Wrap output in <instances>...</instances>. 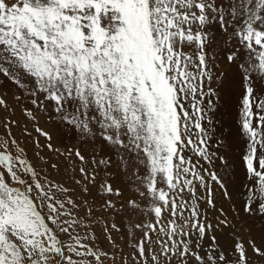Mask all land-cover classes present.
Segmentation results:
<instances>
[{
  "label": "snow or ice",
  "instance_id": "6c2138e0",
  "mask_svg": "<svg viewBox=\"0 0 264 264\" xmlns=\"http://www.w3.org/2000/svg\"><path fill=\"white\" fill-rule=\"evenodd\" d=\"M213 22L225 32L231 28L230 36L240 46L233 45L226 59L239 71L242 87V211L264 218V0H227L224 7L216 0H0V75L31 97L36 108L47 112L50 106V118L82 135L98 136L145 168L143 175L134 168L130 178L144 189L137 192L148 207L142 209L133 198L127 201L133 211L155 217V223L135 225L146 229L135 245L142 264L149 258L152 264L162 259L165 264L173 259L180 264L189 259L196 264L249 261L238 237L233 260L219 248L216 236H209L205 255L190 242L192 232L200 241L213 230L199 203L203 199L216 207L209 182L232 199L221 176L209 171L206 178L198 162L185 155L192 152L209 164L214 155L204 126L206 109L212 106L205 98L216 95L209 86L213 77L205 31ZM0 106H6L2 98ZM28 115L36 120L32 112ZM35 130L52 150L51 134ZM67 155L86 162L78 149L70 148ZM121 161L127 172L123 155ZM92 163L107 167L110 158ZM79 171L94 182V175L83 167ZM102 187L121 195L111 184ZM198 187L207 195L198 196ZM68 191L41 175L15 138H0V264H102V253L84 242L92 237L76 232L82 224L89 226L73 214L79 205L60 198ZM106 207L115 205L107 201ZM218 211L217 226L235 228L227 212ZM90 217L89 208L85 219ZM248 246L264 257L253 241Z\"/></svg>",
  "mask_w": 264,
  "mask_h": 264
},
{
  "label": "rangeland",
  "instance_id": "374dc122",
  "mask_svg": "<svg viewBox=\"0 0 264 264\" xmlns=\"http://www.w3.org/2000/svg\"><path fill=\"white\" fill-rule=\"evenodd\" d=\"M214 23H210L211 26H215ZM217 26L223 30L219 24ZM229 29L226 35L225 31H222L224 36L222 48L216 51L210 47L213 34L210 31L208 33L211 36H208L207 49L209 47L210 49L207 52L208 71L213 77L209 84L212 89L221 81V78L227 79L230 75L229 71L226 73L221 71L223 65L228 62L227 55L233 51L232 46L236 45V38L230 36L231 28ZM231 66L233 70H237L234 64ZM216 73H220L217 78L215 77ZM217 79L218 82H216ZM241 93L239 92L238 96H235L232 102L221 110L218 109L220 101L217 94L211 98H205L206 102L210 100L212 105L206 109L208 119L204 122L210 137L209 151L214 154L211 164L193 155L192 152L185 153L186 156L192 158L193 162H198L206 178L209 171L221 176L232 196L231 200L225 198L222 190L211 181L209 182L216 207H210L203 199L199 203L202 218L206 223L213 225V230L200 241H197L196 233L192 232L190 242L195 251L200 255H205L209 251L211 243L209 236H216L219 248L225 252L228 259L233 260L235 259L232 255L233 246L238 237L239 241L247 248L248 264H264V257L256 255L248 246L249 241H253L257 247L264 250V218L249 217L242 211L244 203L242 185L245 182V174L241 157L245 150V141L241 138L238 129ZM0 98L6 102V106H0V138H15L19 146L25 149L27 159L41 175L46 174L48 179L69 189L66 194H60V198L70 197L79 205V208L72 209L73 214L89 226L85 227L82 224L76 229V232L92 237L84 242L102 253L100 257L102 264H142L135 245L143 239L146 229H137L135 225L146 222L155 223V217L152 213L146 215L141 210L133 211L128 207L127 201L129 198H133L141 205L142 209L148 207V201L138 195L139 185L134 184L130 178V173L134 168H139L141 175L145 173V168L135 163L134 158L127 153L121 151L118 154L98 136L92 138L82 135L57 117L50 118V106L47 112L43 108H36L31 103V97L25 95L16 84L2 75H0ZM28 112H32L36 116V120H33ZM218 113H222V116ZM37 127L51 134L52 150L46 147L49 141L36 132ZM93 130L96 131L95 126H93ZM70 148L78 149L85 157L86 162L82 163L74 155L68 156ZM121 155L127 161V172L121 166ZM102 158H110L107 167L92 163L93 159L99 161ZM52 164L58 165V168H52ZM81 167L89 175L95 176L94 182L83 178L79 171ZM77 181H81V183H77ZM106 183L111 184L114 190H119L121 195L108 194L102 187ZM85 188L87 191L84 190ZM139 190L143 191L144 189L139 187ZM197 195L206 196L207 193L205 189L198 187ZM185 198H188L187 195ZM107 201H111L115 207H106ZM89 208L91 217L85 219L86 209ZM220 208L227 212L228 218L235 228L217 226V222L221 218L218 211ZM112 225L116 227L113 228ZM59 236L61 240H68L65 234H59ZM151 236L153 240L156 239V233H151ZM162 239H167V237H162ZM197 244H199L198 247ZM152 247L159 250L158 245L153 244ZM145 250L146 252L148 250L147 244H145ZM103 253L108 255L105 256ZM93 264L96 262L93 261ZM147 264H152L150 258ZM161 264H165L163 259ZM172 264H180L179 259H173ZM188 264H196V261L189 259Z\"/></svg>",
  "mask_w": 264,
  "mask_h": 264
},
{
  "label": "bare ground",
  "instance_id": "6f19581e",
  "mask_svg": "<svg viewBox=\"0 0 264 264\" xmlns=\"http://www.w3.org/2000/svg\"><path fill=\"white\" fill-rule=\"evenodd\" d=\"M216 2L221 6V7H224L226 4H227V0H216ZM215 26H207L205 31L207 32V36H210L208 35L209 31L213 34L212 36V41L210 42V47L213 49V50H217V49H221L222 48V42H223V33L218 26H217V23H214ZM230 30V29H229ZM228 30V31H229ZM224 32V31H223ZM226 35V32L224 33ZM211 37V36H210ZM227 37H230V36H227ZM209 39V38H208ZM234 40V39H233ZM215 41V42H214ZM225 43V42H224ZM223 43V44H224ZM230 44V43H229ZM227 44V45H229ZM236 44V43H235ZM209 45V44H208ZM225 45V44H224ZM232 45V44H231ZM237 46V44H236ZM209 47V49H210ZM237 47H240L239 45ZM227 48V47H226ZM225 48V49H226ZM233 48V46H232ZM207 49V50H209ZM214 51V52H215ZM219 51V50H218ZM224 51V49H223ZM229 51V50H227ZM232 51V50H231ZM213 52V51H212ZM221 52V51H220ZM226 52V51H224ZM211 53V52H210ZM217 53V52H216ZM220 55V54H219ZM220 63V62H219ZM213 66V65H212ZM220 67V66H219ZM231 64L229 62L225 63L223 65V67L221 68L224 73L228 72L230 73V75L228 76L227 79H222L221 78V81H219L218 79L216 80L217 85L213 88V91L217 94L218 96V100L220 101L219 103V108L218 109H222L223 107H227L228 104H230L232 102V100L235 98V96H238V93L239 92H242V87H241V82H240V74H239V71L238 70H233L231 68ZM222 72V73H223ZM218 76H220V73H216L215 74V77L217 78ZM215 82V83H216ZM227 110V108H226ZM227 112V111H226ZM217 113V112H216ZM220 116H222V113H218ZM223 120V119H222ZM223 199V198H222Z\"/></svg>",
  "mask_w": 264,
  "mask_h": 264
}]
</instances>
